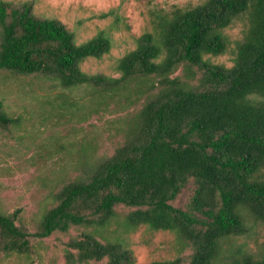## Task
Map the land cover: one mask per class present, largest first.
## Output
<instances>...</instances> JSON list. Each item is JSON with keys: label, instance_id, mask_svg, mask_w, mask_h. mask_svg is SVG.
<instances>
[{"label": "trees", "instance_id": "trees-1", "mask_svg": "<svg viewBox=\"0 0 264 264\" xmlns=\"http://www.w3.org/2000/svg\"><path fill=\"white\" fill-rule=\"evenodd\" d=\"M238 20L248 28L234 64L207 60L227 52L224 29ZM0 36V71L89 86L101 108L117 93L140 104L125 142L88 176L65 183L34 230L20 222L21 209L0 213V258L30 255L33 240L82 225L92 230L68 242V264H134L129 248L93 230L124 206L130 228L172 231L187 242L189 264H264V255L242 250L223 257L222 245L246 233L249 218L264 221V0H204L159 15L119 60V77L81 69L111 50L105 32L77 43L64 22L36 15L33 1L0 0ZM13 122L0 102V126ZM191 181L187 208L176 206Z\"/></svg>", "mask_w": 264, "mask_h": 264}, {"label": "rangeland", "instance_id": "rangeland-1", "mask_svg": "<svg viewBox=\"0 0 264 264\" xmlns=\"http://www.w3.org/2000/svg\"><path fill=\"white\" fill-rule=\"evenodd\" d=\"M20 3L28 0H8ZM41 17L57 18L75 33L77 43L105 32L111 50L101 58L81 63L89 74L119 77V60L137 45L138 37L153 31L159 15L176 6L186 8L204 0H30ZM101 14H107L100 17ZM248 26L236 21L224 29L230 45L224 54L205 56L216 64H234L237 42ZM1 41V36H0ZM182 73V68L174 74ZM99 94L86 85L64 88L43 75L0 71V102L14 122L0 126V213L21 209L20 222L34 230L45 211L55 202L56 192L67 182L88 176L104 158L130 136L133 118L140 104H130L123 94L109 97V107L98 106ZM191 181L174 201L187 208L194 194ZM129 208L120 206L109 224L94 228L103 241L120 242L135 257L134 264L179 259L189 264L191 247L176 233L155 230L147 225L130 228ZM92 227L73 226L67 232L33 240L30 255L13 253L0 258V264H68V242ZM223 257L230 252L264 255V221L249 218L248 231L222 242ZM229 254V255H228ZM87 264H96L95 262Z\"/></svg>", "mask_w": 264, "mask_h": 264}]
</instances>
